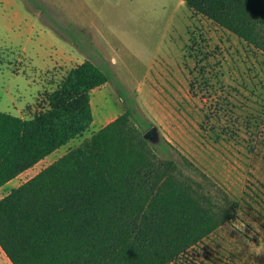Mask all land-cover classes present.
<instances>
[{"label": "rangeland", "instance_id": "374dc122", "mask_svg": "<svg viewBox=\"0 0 264 264\" xmlns=\"http://www.w3.org/2000/svg\"><path fill=\"white\" fill-rule=\"evenodd\" d=\"M84 59L109 76L90 127L0 197L128 108L139 130L157 126L154 155L228 214L182 264H264V53L184 0H0L1 111L31 117Z\"/></svg>", "mask_w": 264, "mask_h": 264}, {"label": "trees", "instance_id": "16d2710c", "mask_svg": "<svg viewBox=\"0 0 264 264\" xmlns=\"http://www.w3.org/2000/svg\"><path fill=\"white\" fill-rule=\"evenodd\" d=\"M184 2L264 53V0ZM108 79L84 59L31 117L0 110V186L82 135L91 91ZM133 116L125 109L0 197V246L12 264H182L228 215L154 155Z\"/></svg>", "mask_w": 264, "mask_h": 264}, {"label": "water", "instance_id": "95a60500", "mask_svg": "<svg viewBox=\"0 0 264 264\" xmlns=\"http://www.w3.org/2000/svg\"><path fill=\"white\" fill-rule=\"evenodd\" d=\"M143 137L147 140H149L150 142L155 143L158 140V128L157 126L154 124L152 125L150 128H148L144 133H143Z\"/></svg>", "mask_w": 264, "mask_h": 264}, {"label": "clouds", "instance_id": "9594fccd", "mask_svg": "<svg viewBox=\"0 0 264 264\" xmlns=\"http://www.w3.org/2000/svg\"><path fill=\"white\" fill-rule=\"evenodd\" d=\"M230 227L238 229L241 232H243L244 223H242V222L237 223L236 221L234 223L230 222ZM252 245H253V251L256 255H260L262 252H264V247H257V246H255V244H252Z\"/></svg>", "mask_w": 264, "mask_h": 264}, {"label": "crops", "instance_id": "0c3cea01", "mask_svg": "<svg viewBox=\"0 0 264 264\" xmlns=\"http://www.w3.org/2000/svg\"><path fill=\"white\" fill-rule=\"evenodd\" d=\"M0 264H12V262L10 261V259L6 255V253L3 251V249L1 248V246H0Z\"/></svg>", "mask_w": 264, "mask_h": 264}]
</instances>
